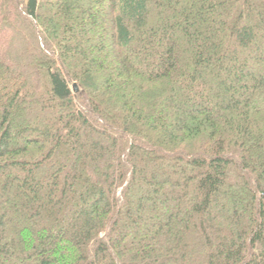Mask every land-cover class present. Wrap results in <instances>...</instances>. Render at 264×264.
I'll list each match as a JSON object with an SVG mask.
<instances>
[{
  "label": "trees",
  "instance_id": "obj_1",
  "mask_svg": "<svg viewBox=\"0 0 264 264\" xmlns=\"http://www.w3.org/2000/svg\"><path fill=\"white\" fill-rule=\"evenodd\" d=\"M0 264H264V0H0Z\"/></svg>",
  "mask_w": 264,
  "mask_h": 264
},
{
  "label": "water",
  "instance_id": "obj_2",
  "mask_svg": "<svg viewBox=\"0 0 264 264\" xmlns=\"http://www.w3.org/2000/svg\"><path fill=\"white\" fill-rule=\"evenodd\" d=\"M73 90H74V93L76 94L78 92V87L76 84L73 85Z\"/></svg>",
  "mask_w": 264,
  "mask_h": 264
},
{
  "label": "rangeland",
  "instance_id": "obj_3",
  "mask_svg": "<svg viewBox=\"0 0 264 264\" xmlns=\"http://www.w3.org/2000/svg\"><path fill=\"white\" fill-rule=\"evenodd\" d=\"M41 1V0H40ZM63 24V23H62ZM64 28V26H62ZM174 169H177V168H174Z\"/></svg>",
  "mask_w": 264,
  "mask_h": 264
}]
</instances>
